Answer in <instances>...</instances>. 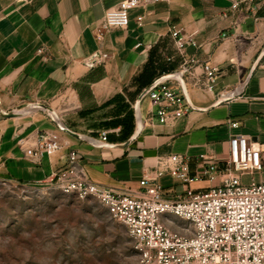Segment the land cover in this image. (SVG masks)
I'll use <instances>...</instances> for the list:
<instances>
[{
    "label": "crops",
    "instance_id": "1",
    "mask_svg": "<svg viewBox=\"0 0 264 264\" xmlns=\"http://www.w3.org/2000/svg\"><path fill=\"white\" fill-rule=\"evenodd\" d=\"M120 1L0 0V108L17 111L29 103L46 104L72 131L99 141L108 131V143L114 144L94 146L67 134L43 110L0 118V180L46 182L66 166L68 152L76 150L92 182L138 193L159 156H188L194 172L201 170L202 154L207 165L224 161L232 136L264 143V56L256 64L264 48V6L233 11L229 0L152 1L129 12L127 28L97 38L106 10ZM173 30L196 45L186 44L181 53ZM96 52L108 57L90 67L86 60ZM186 63L194 67L185 81L198 109L169 123L152 122L153 102L146 97L140 105L141 133L120 146L136 128L134 107L142 90ZM205 63L219 69L211 90ZM233 90L236 95L226 98ZM45 130L55 132L65 147L37 161L25 154L18 139L32 140ZM250 177L264 182V171L241 176L244 183ZM205 180L187 185L166 174L157 181L166 196L176 198L185 196L188 187L214 184Z\"/></svg>",
    "mask_w": 264,
    "mask_h": 264
},
{
    "label": "built area",
    "instance_id": "2",
    "mask_svg": "<svg viewBox=\"0 0 264 264\" xmlns=\"http://www.w3.org/2000/svg\"><path fill=\"white\" fill-rule=\"evenodd\" d=\"M152 1L159 0H121L117 6L107 9L96 28L97 38L116 28H127L129 12ZM229 1L233 11L252 9L251 5L257 9L264 6V0ZM171 33L181 53L186 44L196 45L191 38L180 37L179 30ZM107 57L96 52L86 63L93 67ZM193 68L186 63L182 69L185 74H191ZM203 70L206 88L211 90L219 69L205 63ZM146 97L153 102L149 110L152 122L169 123L191 109L176 82H161ZM108 134V131L102 132L100 141L108 143ZM18 145L37 161L65 147L56 133L49 130L39 132L32 140L20 138ZM200 157L201 170L193 172L188 156H159L153 175L144 176L141 190L136 193L92 182L77 151L70 150L66 166L55 171L46 182L56 184L67 194L80 199L93 198L103 205L111 218L123 224L135 240L140 253L138 264H264V182L252 177L244 183L241 178L244 174L253 176L264 171V143L250 142L247 136L236 135L230 139L229 156L221 163L207 165L205 156ZM166 174L187 185L205 179L218 183L197 190L188 187L185 196L170 198L157 181ZM173 225L177 228H172Z\"/></svg>",
    "mask_w": 264,
    "mask_h": 264
},
{
    "label": "rangeland",
    "instance_id": "3",
    "mask_svg": "<svg viewBox=\"0 0 264 264\" xmlns=\"http://www.w3.org/2000/svg\"><path fill=\"white\" fill-rule=\"evenodd\" d=\"M139 259L127 228L97 200L80 199L50 182L0 180V264H138Z\"/></svg>",
    "mask_w": 264,
    "mask_h": 264
},
{
    "label": "water",
    "instance_id": "4",
    "mask_svg": "<svg viewBox=\"0 0 264 264\" xmlns=\"http://www.w3.org/2000/svg\"><path fill=\"white\" fill-rule=\"evenodd\" d=\"M263 56H264V48L262 49L260 55L258 56L256 64L262 59ZM185 73H186V71L184 69H180L177 72H171L168 74H164V75L160 76L159 78H157L156 80H154L149 86H147L145 89L142 90V92L140 93V95L138 96V98L136 100L135 107H134L135 119H136V128L134 130L133 135L126 142L120 144V146L126 147L134 138H136L141 133L142 127H143L142 126L143 125L142 124V118H141V107H140L141 102L144 98H146L148 93L152 89H154L158 84H160L161 82L171 81V82H176L177 84H179L183 93H184V97L186 98V101L189 104L190 108L191 109H198L193 104L192 100L190 99V96L188 93V88H187L186 81H185ZM250 76L251 75H249V77ZM249 77H248V79H249ZM245 84H246V82H245ZM236 93H237V90H233V91L227 93V95L225 97L226 98L234 97L236 95ZM36 109L37 110H43L47 114V116H49L53 121H55L58 124L59 129L66 132L67 134L75 136L81 140H87L89 143H91L94 146H100V147L114 146V144H110L107 142H101L99 140H95L93 138L85 137L81 134H78V133L72 131L63 123L59 114L53 108H51L50 106H48L46 104H42V103H29L24 108H21L17 111H5V110L0 108V118L3 119V118H11V117H13V118L21 117V116L29 114L31 111L36 110Z\"/></svg>",
    "mask_w": 264,
    "mask_h": 264
}]
</instances>
